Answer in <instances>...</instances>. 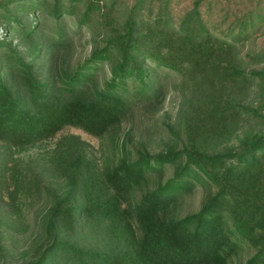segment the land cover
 Segmentation results:
<instances>
[{
  "label": "trees",
  "instance_id": "16d2710c",
  "mask_svg": "<svg viewBox=\"0 0 264 264\" xmlns=\"http://www.w3.org/2000/svg\"><path fill=\"white\" fill-rule=\"evenodd\" d=\"M5 1L0 7L15 21L11 29L20 42L13 46L0 40V140L16 147L53 136L69 124L102 135L129 110L123 93L129 81L139 97L159 94L162 83L154 68L199 70L241 81L246 73L234 47L263 19L250 11L238 18L236 30L219 33L203 19L199 1L176 26L165 11L150 12L127 19L120 34L73 66L58 67L55 60L72 43L64 21L76 0L65 5L53 0L49 7L30 0L42 14L29 20L5 10ZM92 6L85 4L75 28L87 21ZM51 19L52 32L46 29ZM40 61L46 68L42 75ZM106 63L108 72L99 81ZM263 158L261 135L223 152L183 146L133 158L123 153L103 170L77 152L64 161L65 190L49 209L48 228L55 233L23 264H264ZM168 163L171 174L142 189L150 173ZM208 183L215 185L214 192L196 210L176 215L178 199ZM243 245L253 251L239 258Z\"/></svg>",
  "mask_w": 264,
  "mask_h": 264
},
{
  "label": "rangeland",
  "instance_id": "374dc122",
  "mask_svg": "<svg viewBox=\"0 0 264 264\" xmlns=\"http://www.w3.org/2000/svg\"><path fill=\"white\" fill-rule=\"evenodd\" d=\"M32 1L44 2L47 7L53 2ZM70 1L61 0V4ZM197 1L203 19L219 33H225L228 28L236 30V21L245 13L262 14L263 19L249 31V37L234 47L237 64L246 76L234 81L199 70L179 73L154 68L152 72L158 74L162 83L159 94L139 97L135 83L129 81L123 91L129 110L102 135L69 124L53 136L24 147L8 146L0 140V161H5L0 177V264L33 260L53 237L55 232L48 228L49 209L53 198L65 190L64 161H72L77 152L103 170L123 153L133 158L144 151L153 154L166 147L183 146L209 153L223 152L264 136V0H76L73 12L66 14L64 21L72 43L55 64L73 66L93 47L120 34L131 17L136 20L150 12L165 11L176 26ZM29 2L8 0L5 10L22 20L42 14V9L31 8ZM87 2L93 3L88 19L82 27L75 28L74 20ZM3 8L0 7V40L14 46L20 38L11 29L15 21L3 15ZM46 26L51 32L55 29L52 19ZM41 65L40 61L37 71L42 75L46 68L45 64ZM108 68L106 63L99 71V81L105 78ZM62 150L65 155L61 154ZM172 169L173 165L168 163L153 171L142 182V189L164 180ZM214 190L215 185L208 183L186 191L176 203V215L196 210ZM252 251L253 248L243 245L239 258Z\"/></svg>",
  "mask_w": 264,
  "mask_h": 264
}]
</instances>
